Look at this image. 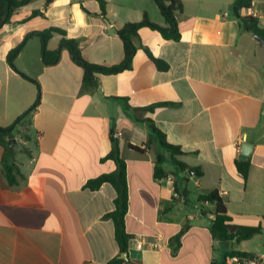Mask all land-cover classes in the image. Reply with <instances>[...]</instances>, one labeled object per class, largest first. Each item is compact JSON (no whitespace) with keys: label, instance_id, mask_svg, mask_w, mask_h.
Listing matches in <instances>:
<instances>
[{"label":"crops","instance_id":"0c3cea01","mask_svg":"<svg viewBox=\"0 0 264 264\" xmlns=\"http://www.w3.org/2000/svg\"><path fill=\"white\" fill-rule=\"evenodd\" d=\"M180 1L183 12L175 16L180 40L140 28L131 67L98 74L94 88L84 86V69L67 49L55 65H45L40 36L31 37L14 61L36 83L10 67L8 54L27 34L55 27L78 41L89 63L120 65L125 50L118 30L145 14L168 26L154 0H110L105 17L98 0H52L45 17L22 23L46 5L34 0L2 26L0 127L22 119L11 138L19 142L17 151L10 149L11 139L0 137V264H108L120 258L115 226L107 218L116 190L109 184L87 187L115 171L116 164L106 160L114 144L128 173L126 230L132 239L122 264H223L233 252L264 254V45L240 29L235 0ZM239 13L257 18L264 29V0H253L250 10ZM61 39L53 34L48 50H56ZM38 98L39 105L24 116ZM155 104L168 105L145 111ZM147 120L183 152L175 159L199 169L200 177L179 169L168 150L181 179L167 169L166 149L148 142ZM115 132L122 136L115 139ZM245 143L252 149L243 161ZM159 156L165 173L160 179ZM240 161L250 166L246 180L237 168ZM4 164L14 169L16 185L6 178ZM192 181L197 201L217 190L232 226L261 227V233L224 242L210 231L213 205L198 202L191 220L175 211L178 201L188 202ZM186 226L177 248L175 237Z\"/></svg>","mask_w":264,"mask_h":264},{"label":"trees","instance_id":"16d2710c","mask_svg":"<svg viewBox=\"0 0 264 264\" xmlns=\"http://www.w3.org/2000/svg\"><path fill=\"white\" fill-rule=\"evenodd\" d=\"M34 0H0V29L3 25L10 23L12 20V16L14 12L28 4H30ZM52 0H46V5L39 10H34L31 14L23 19L21 22L25 23L30 21L36 17H45V13L47 11V7ZM100 3V16H106V5L107 1L98 0ZM158 5L162 15L164 16L168 26L161 27L155 23H152L147 14L144 15V18L141 22L138 23H129L126 24L122 29L118 30V34L124 43L125 50V59L120 65H116L113 67H103L95 64H91L85 60L83 57L79 43L75 39L67 38V33L65 30L60 28H49L44 31L31 32L26 35L23 42L13 49L8 54V64L12 69L17 71L23 78L30 80L34 83L36 81L23 72L19 71L15 66V59L18 54L21 52L24 45L27 41L33 36H40L43 40V53L42 58L43 62L47 66L55 65L61 56L63 49H67L72 55L74 61L84 69V86L86 88H94L97 86V75L98 74H116L122 72L126 69H129L132 64V60L136 53V47L134 45L133 39L138 37V31L142 27H149L153 30L159 31L162 36L168 40L179 41L181 38V33L178 28L176 14L183 12V3L180 0H154ZM253 0H235L234 7H238L239 10H250L252 8ZM238 24L240 29L247 33H251L253 35H258L264 40V29L259 26L257 18L253 16H247L238 18ZM59 34L62 36L59 47L50 51L47 48L48 41L52 38L53 34ZM154 62L160 67V62L157 59L151 57ZM40 103V98L35 102V104L24 114L27 116L31 113ZM168 105V104H155L148 108H145V111L153 112L156 107ZM22 117L18 118L15 124L8 128L0 127V137L4 136L9 139L13 137L12 132L15 129V126L19 124ZM149 130V140L148 142L157 141L161 144V147L170 151L174 157L175 164L179 167V169L183 171L193 172L195 176L200 177L202 175L201 171L196 168H191L183 162L175 159L176 156L183 154V152L175 146L168 144L165 140V135L160 132L158 128H156L155 124L151 120L145 121ZM132 149L137 151H142V149L132 146ZM106 160H111L116 164L115 171L104 174L96 179L90 180L87 183V187L91 190L99 189L103 184L111 185L117 193V197L115 199V209L113 212L107 215V218L112 219L115 226V237L118 243L120 254H124L128 252L129 242L132 239V235H130L126 230V216L129 210V188H128V173H127V165L126 162L120 156V149L118 144L113 145V149ZM163 163V159L161 156L158 157V161L155 167V177L160 179L164 177L165 173L161 168V164ZM6 178L9 183L12 185L17 184L16 177L14 176V169L12 166L8 164H4ZM238 171L246 180L248 177V172L250 169L248 162H238L237 165ZM198 202L203 204H209L214 206V211L212 215L214 216L212 220V224L210 227V231L212 236L216 239H219L224 242L229 241H237L241 242L243 240H248L254 237L255 235L261 233V227H236L231 225V217L228 214L227 208L225 206L224 201L222 200L219 192L217 190H213L204 194H200L198 196ZM202 214L206 215L207 213L202 209ZM189 226H186L176 237L175 241L178 243L177 248L180 246V239L184 235V233L188 230ZM124 261L122 259L114 258L108 264H122Z\"/></svg>","mask_w":264,"mask_h":264},{"label":"rangeland","instance_id":"374dc122","mask_svg":"<svg viewBox=\"0 0 264 264\" xmlns=\"http://www.w3.org/2000/svg\"><path fill=\"white\" fill-rule=\"evenodd\" d=\"M14 139V138H13ZM16 140V139H14ZM17 144L10 143V149H14L15 151H17L19 149V142L16 140ZM165 153V162L164 165L167 166V169H170L172 171H175L176 174L178 175V177H181V171L178 169H175V165L173 164L172 160V156L170 154V152H168L167 150H164ZM181 179V178H180ZM189 190H190V196L188 199V202L186 204L181 203L180 201L177 202L176 204V208L175 211L179 212L181 211L183 214L188 215V219L191 220V217L194 215V213H196V210L198 208H195L196 205H198V201H197V188L196 185L194 183V181H192L190 183V185L188 186ZM207 219H209V217H206Z\"/></svg>","mask_w":264,"mask_h":264},{"label":"built area","instance_id":"2783aa9c","mask_svg":"<svg viewBox=\"0 0 264 264\" xmlns=\"http://www.w3.org/2000/svg\"><path fill=\"white\" fill-rule=\"evenodd\" d=\"M105 1H110V0H105ZM228 16V14H225ZM122 136L121 132H115L114 133V138H120ZM169 180L174 184V179L172 177H169ZM139 247H142V244H139ZM155 247H158L157 244H155ZM223 264H264V254H245L241 252H233L228 254L225 259Z\"/></svg>","mask_w":264,"mask_h":264},{"label":"water","instance_id":"95a60500","mask_svg":"<svg viewBox=\"0 0 264 264\" xmlns=\"http://www.w3.org/2000/svg\"><path fill=\"white\" fill-rule=\"evenodd\" d=\"M233 13H234V15H235L237 18H240V13H239V8H238V7H234V8H233ZM254 38H255L258 42H260L261 44L264 45V40H263L261 37H259L258 35H254ZM10 143H11V144H13V143L17 144L16 140H14V139H11V140H10ZM251 149H252V146H251L250 144L245 143V144L243 145V149H242V160H243V161L248 160V156L250 155V150H251ZM120 258L123 259V260H126V259H127V254H126V253L121 254V255H120Z\"/></svg>","mask_w":264,"mask_h":264}]
</instances>
